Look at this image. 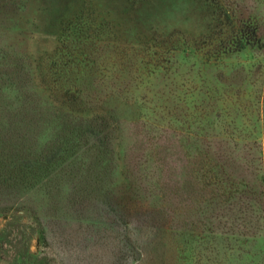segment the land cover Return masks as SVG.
<instances>
[{"label":"rangeland","instance_id":"obj_1","mask_svg":"<svg viewBox=\"0 0 264 264\" xmlns=\"http://www.w3.org/2000/svg\"><path fill=\"white\" fill-rule=\"evenodd\" d=\"M0 264H264V0H0Z\"/></svg>","mask_w":264,"mask_h":264},{"label":"trees","instance_id":"obj_2","mask_svg":"<svg viewBox=\"0 0 264 264\" xmlns=\"http://www.w3.org/2000/svg\"><path fill=\"white\" fill-rule=\"evenodd\" d=\"M25 124H26V120H25ZM80 130H82V129H80ZM61 144L66 146V142L61 143ZM65 153H67V152H65ZM25 160H26V158H25ZM49 163H50L49 160L47 161V163H45L43 165L39 164L37 162H33V163H29L27 167L22 165V164H19L20 167L18 168V170H16V174L13 176V178L9 177L7 179H4L5 181L3 180L2 182L11 183V182H15V181L17 182V180H18L19 182L23 183L26 180L29 181L31 179H34L33 176L37 177V172H40L42 170L45 171L47 168H49ZM27 168L29 170H27ZM109 197H111L113 200H108ZM83 200H81V202H82L81 206L84 207V203L86 201V198ZM117 202L118 201L115 200V197L110 196V194H108V193L104 194L100 199V206H101L100 212H101V214H104V213L107 214L106 208L111 206L110 204H112V203L115 204ZM96 212L99 213V211H97V210H96ZM123 212H125V210H123L121 212V215H118L116 217L117 221L121 220V221L125 222L126 216L123 214ZM125 224H126V222H125ZM78 227H79V225H78ZM139 233L140 232L134 233V234L131 232L126 233V237L121 238L122 240H118V242L120 241L121 246H119V245L116 246L114 242H107V244L105 243V247L107 248L108 254L110 255V257L122 258L123 257L122 256L123 251H126V253L128 254V257H129V255L131 253H136L138 251L139 252L142 251V249H141L142 247L146 250V252H148L147 254L149 256H151L153 244H154L153 239L150 238L148 241H146L147 243L146 242L141 243L140 238H139ZM111 237H114L112 239L115 240V233H113V236H111ZM116 238L118 239L117 236H116Z\"/></svg>","mask_w":264,"mask_h":264}]
</instances>
